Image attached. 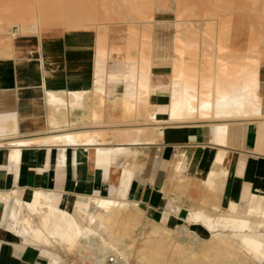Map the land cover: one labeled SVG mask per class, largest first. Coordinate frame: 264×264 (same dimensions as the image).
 Returning a JSON list of instances; mask_svg holds the SVG:
<instances>
[{"label":"bare ground","instance_id":"bare-ground-1","mask_svg":"<svg viewBox=\"0 0 264 264\" xmlns=\"http://www.w3.org/2000/svg\"><path fill=\"white\" fill-rule=\"evenodd\" d=\"M16 1L0 0V55L7 47L4 42L10 40L32 37L39 40L58 31H91L96 35L93 89L88 93L48 90L45 98L51 109L58 105L71 106L73 99L82 102L91 93L93 105L96 104L92 117L98 124L103 121L100 117L106 99L114 96L117 100L112 104L121 115L118 119L130 118V122L141 117L138 119L141 122H155V125L135 126L123 132L116 129L108 138L105 134L70 131L33 138H10L12 140L5 143L0 141L1 146L12 147L9 151L12 161H19L20 149L24 146L86 145L95 147L97 165L116 168L106 173L110 184L108 190L99 188L90 197V205L77 206L73 213L59 209L54 205L53 197L41 191H36L30 201L13 193L16 205L11 210L8 227L26 242L51 255L54 264L65 263L69 255H77L79 262L89 260L92 264H105L108 257L114 258V264H129L128 256L133 254L138 264H264L263 196H249L244 210L236 203H229L222 209L217 200L208 202V206L196 203L195 207L189 203L192 206L186 207L188 215L179 218L176 226L165 220H149L137 202L127 199L137 162H142L138 168L143 171L150 161L151 155L144 145L157 140L162 142L166 126L232 118L264 122V26L256 33L259 36L258 43L253 46L256 55L243 56L242 52L238 57L239 54H231V45L227 44L231 40L229 34L218 29L223 19H231L235 12L244 14L246 11L244 7L232 6L237 0H227L230 5L227 15L217 10L218 4L225 6L218 0H18L14 3ZM252 4L249 7L253 11L252 19L264 23V0H252ZM170 13L174 27L171 88L168 89L166 119L158 121L154 108H148L153 93L150 88L152 46L156 26ZM197 22L200 24L194 25ZM211 24L216 27L212 30L204 28ZM115 39L123 42V54H115ZM118 85L122 86L120 93L114 91ZM110 88L112 93H109ZM227 126L225 123L210 125L212 141L220 139L226 143ZM108 140L113 145L108 146L111 143ZM183 153V150L176 152L168 170V182L176 180L177 191L183 186L184 190L187 188L183 180L188 182L184 175ZM223 178L224 172L210 171L197 190L215 193L222 189ZM177 191L175 198L180 196ZM210 194L208 200L203 197L206 202L212 197ZM6 196L0 193V200H5ZM142 221L150 224L143 226ZM131 227L137 229L134 235L129 231ZM142 235H147L143 248L150 253L153 251L149 255L131 247ZM168 244L175 247L169 251L171 255L163 256L160 247ZM177 245H183L184 250L179 251ZM175 248L182 255L175 257L178 255ZM165 249L164 253L167 252ZM196 255L198 260L194 259Z\"/></svg>","mask_w":264,"mask_h":264},{"label":"crops","instance_id":"crops-1","mask_svg":"<svg viewBox=\"0 0 264 264\" xmlns=\"http://www.w3.org/2000/svg\"><path fill=\"white\" fill-rule=\"evenodd\" d=\"M158 26L159 23L154 31L152 46L150 88L153 93L148 108H154L156 120L161 121L166 119V106L170 97L168 89L171 88L173 44L172 36L166 32L157 33ZM58 33H54L56 36L53 33L52 36L44 35L39 40L32 37L4 42L7 47L3 50L4 54L0 55L1 142L70 131L105 134L108 138L116 129L123 132L135 126L155 125V122H141L138 120L141 117L130 122V118L118 119L121 115L116 105L112 104L117 100L114 96L106 99L100 117L103 121L98 124L92 117L96 104L93 105L91 93L88 95L89 100L85 98L82 102H75L73 99L71 106L58 105L56 109H51L46 101L48 90L88 93L93 89L95 77L93 59L96 35L91 31ZM114 43L123 44L121 41ZM30 47L33 50L30 51ZM114 52L117 55L123 54L122 45H116ZM114 91L120 93L122 86L118 85ZM215 123L228 124L226 143L220 142V139L212 141L213 134L209 126ZM263 125L264 122L256 119L247 121L232 118L166 126L162 142L157 140L142 144L151 155L150 161L143 171L138 168L142 162H137V172L130 183L127 199L137 202L149 220H165L169 223L186 217V207L188 209L192 202L178 203L174 194L176 185L168 184L171 161L176 152L183 150L186 168L184 175L190 178L192 186L198 187V182L207 178L210 171L224 172L223 183L220 185L222 189L216 193L217 204L224 209L229 203H236L244 210L249 196L264 197ZM51 126L57 129L51 130ZM107 142H111L108 146L113 145L111 140ZM142 145L137 146L140 148ZM2 146L0 193L7 196L5 200H0V264H54L51 255L48 256L43 249L26 242L8 227L11 210L16 205L14 195L30 201L36 191H41L53 197L54 205L59 209L73 213L77 206L90 205V197L99 188L108 190L110 184L106 173L116 168L97 165L94 146H24L20 149L19 161L10 159L11 146ZM74 257L69 255L65 263L60 264L76 262L73 261Z\"/></svg>","mask_w":264,"mask_h":264},{"label":"rangeland","instance_id":"rangeland-1","mask_svg":"<svg viewBox=\"0 0 264 264\" xmlns=\"http://www.w3.org/2000/svg\"><path fill=\"white\" fill-rule=\"evenodd\" d=\"M18 1V0H17ZM17 1L16 2H14V3H17ZM29 1V0H28ZM214 1V0H213ZM219 1V3L220 4H224L225 6H220L219 4L217 5V10L219 11H224L225 13H224V15H227V11L226 10H228V8L230 7V5H229V3H227V0H218ZM221 1H223V2H221ZM231 1H234V0H231ZM246 1V2H245ZM26 2H27V0H26ZM239 2V3H238ZM248 3V4H247ZM26 4V3H25ZM237 4V5H236ZM235 5H233L232 4V6H236L237 8H238V6H239V8H242V7H244V9L246 8V11L244 12V14L243 13H240V12H235V13H237V14H233V15H231L232 17H231V19H223L222 20V22L220 23V24H218V29H220V32L221 31H223V32H226V33H228L229 34V39H231V40H229L228 41V45H231L230 46V48H231V54H234L235 56L237 55L238 56V54H239V56L238 57H240L242 54H243V56H245L246 54L248 55V56H254V54L256 55V51H255V47H253L256 43H258V41H259V36L258 35H256V33H258L259 31V28H263L262 26H264V23L262 22V21H256V20H254V19H252V17H253V15H252V13H253V11L249 8L250 7V5L251 6H253V4H252V0H237V3H236ZM242 4H243V6H242ZM216 8V7H215ZM3 11V10H2ZM4 11H6V10H4ZM1 12V11H0ZM251 13V14H250ZM163 14V13H162ZM250 14V15H249ZM244 15V16H243ZM249 17V18H248ZM158 18H160V15L158 16ZM172 20H173V14L172 13H170L169 15H166V19L165 20H162V21H164V22H159V30L157 31V33L159 34H165V32L168 34V35H170V36H172V33L174 32V27H173V24H172ZM198 20V19H197ZM244 21V22H243ZM256 21V24H257V27H256V24L254 23L253 24V22H255ZM259 23H261L260 24V26H259ZM200 23H198L197 22V24H194V25H199ZM263 24V25H262ZM120 27V26H119ZM216 27V25L214 26V25H208V26H204V28L206 29V30H212V29H214ZM241 27V28H240ZM254 29H256V31H253ZM231 30V31H230ZM239 30V31H238ZM67 32H71V31H67ZM230 32V33H229ZM231 33H232V36H231ZM264 37V36H263ZM117 39H115V41H116ZM117 41H120V39L119 40H117ZM231 41V42H230ZM115 45H121V44H117V43H115ZM237 49V50H236ZM251 49L253 50L252 52H250L249 53V51H251ZM246 50V51H245ZM245 51V52H244ZM255 51V52H254ZM243 52V53H242ZM236 53V54H235ZM242 53V54H241ZM174 181V180H173ZM184 181V185H186V187L187 188H185V190H184V187L185 186H183L182 188H179V198L177 199V200H179L178 201V203H181L182 201H189V202H192V203H190V204H193V206H195V207H197L196 205L197 204H203L204 203V205H206V206H208V205H210L208 202H210V201H212V200H215L214 202H216V192H218V190H216V192L215 193H212V194H210V193H208V192H206V191H202V189L201 190H197V189H199L198 187H196V186H192V182H191V180L190 179H188V182H187V180H183ZM191 182V183H190ZM217 183H219V182H217ZM168 184L170 185V186H174V185H177V181L175 180L174 182H168ZM201 184V181L199 182V184L198 185H200ZM178 186V185H177ZM177 186H176V188H175V191H177ZM220 188V187H219ZM177 191V192H178ZM167 192H169L168 190H167ZM202 192V193H201ZM204 193V194H203ZM207 193V194H206ZM209 194L210 195H212V197L210 196L209 197V201H207L206 202V200H208V196H209ZM213 196H214V198H213ZM183 197H186V198H183ZM206 199H204V198ZM201 198H203V199H201ZM211 198H213V199H211ZM191 200V201H190ZM202 200H204L203 202H202ZM194 201V202H193ZM200 202V203H199ZM202 202V203H201ZM197 203V204H196ZM196 204V205H195ZM199 205V206H200ZM204 205H202V206H204ZM218 205V204H217ZM190 206H192V205H189V207ZM198 206V207H199ZM180 219H183V218H180ZM159 222V221H158ZM142 224H143V226H148L150 223L149 222H147V221H142L141 222ZM167 224H169V225H171V226H176L177 224H178V220H173V221H171V222H169V223H167ZM134 229V230H133ZM137 229H135V227H131L130 229H129V231H130V233L132 234V235H134V231H136ZM131 231H133V233L131 232ZM153 235V234H152ZM145 235H142L141 237H140V239H139V237L135 240V242H133V244L131 245V247H132V249L133 250H139L142 254L144 253V255H149V254H151L150 252H147L146 250H147V248H143V243L146 241V236L144 237ZM154 236H156V235H154ZM126 238H129V237H127V236H125ZM144 238V239H143ZM140 240V241H139ZM144 240V241H143ZM143 241V242H142ZM174 242V241H173ZM169 245V244H168ZM168 245L166 246H162V247H166V249L165 248H162V247H160L161 249H163V252L162 251H160L161 249H159V251L163 254V256L165 255H167L168 256V254L169 255H171L172 253L170 252L169 253V251H171L172 249H173V246L175 247V245H169V250H168ZM145 246V245H144ZM178 247H180V249L178 248ZM181 247H184L183 245L182 246H180V245H177V248L179 249V251H181V250H184V248H181ZM118 248H122V246L120 247H118ZM136 248V249H135ZM177 248H175L176 250V252L178 253L179 251H178V249ZM144 250V251H142V250ZM164 249L168 252H165L164 253ZM150 249H148V251H149ZM76 250L74 249L73 250V253L75 252ZM186 252H188V251H186ZM149 253V254H148ZM173 253H174V251H173ZM176 253V254H177ZM185 253V251H183V254ZM189 253V252H188ZM213 253H215V252H213ZM179 254L180 255H182L181 254V252L180 253H178V255H175V257H178L179 256ZM79 255V254H78ZM161 255V254H160ZM159 255V256H160ZM174 255V254H173ZM186 255V254H185ZM77 256V255H76ZM162 256V255H161ZM187 257H188V254L186 255ZM194 256V255H193ZM198 255H196V258H194V259H197L198 260V258L199 257H197ZM114 259V258H113ZM128 259H129V264H138V260L134 257V254L131 256V255H129L128 256ZM200 260V259H199ZM73 261H76V262H79L80 261V258H79V256L76 258V257H74V259H73ZM187 261H188V259H187ZM83 263H87V264H92V262L91 261H89V260H84V262ZM114 263H115V261H114Z\"/></svg>","mask_w":264,"mask_h":264},{"label":"built area","instance_id":"built-area-1","mask_svg":"<svg viewBox=\"0 0 264 264\" xmlns=\"http://www.w3.org/2000/svg\"><path fill=\"white\" fill-rule=\"evenodd\" d=\"M69 264H87V263H83V262H71ZM105 264H114V259L113 257H108Z\"/></svg>","mask_w":264,"mask_h":264}]
</instances>
